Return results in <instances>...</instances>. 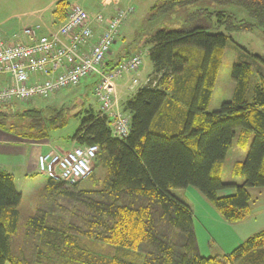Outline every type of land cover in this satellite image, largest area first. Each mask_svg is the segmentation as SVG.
<instances>
[{"label":"trees","instance_id":"obj_1","mask_svg":"<svg viewBox=\"0 0 264 264\" xmlns=\"http://www.w3.org/2000/svg\"><path fill=\"white\" fill-rule=\"evenodd\" d=\"M199 1L207 6L189 11L183 28L158 27L142 42L149 45L154 67L150 84L155 82V86H141L123 104L130 116L126 137L114 136L107 120L91 106L73 114L80 117L71 136L74 141L98 146L94 165L105 170L99 189L77 191V183L50 178L45 186V203L67 198L85 206L88 240L114 250L108 253L107 264H233L264 248L263 227L227 255H199L191 210L170 192L173 188H197L229 222L244 220L252 211L258 195L251 194L249 188L264 194L263 58L242 47L231 68V98L216 110L208 108L231 34L258 31L264 38V0H158L152 9L166 13ZM68 4L56 1L53 15L59 22ZM138 49L135 52L141 51ZM134 53L126 52L115 63L107 59L104 70L110 71ZM254 64L257 79L250 90ZM15 104L0 106V129L34 141L50 140L55 130L65 126L70 111L68 104L67 109L65 105L49 109ZM234 138L239 148L248 147L244 159L233 167V174L241 177L239 184L225 183L219 177L220 162ZM227 187L234 192L218 194ZM21 197L13 176L0 171V264H29L25 249L13 245ZM43 209L37 208L24 220L25 240H36L50 250L77 248L73 236L47 222ZM162 225L184 237L179 251L160 234ZM144 246L151 251H141Z\"/></svg>","mask_w":264,"mask_h":264},{"label":"rangeland","instance_id":"obj_2","mask_svg":"<svg viewBox=\"0 0 264 264\" xmlns=\"http://www.w3.org/2000/svg\"><path fill=\"white\" fill-rule=\"evenodd\" d=\"M55 1L0 0V21L3 19L9 20L5 29L9 32H14L8 34L13 35L16 33L20 36L23 28L28 26L34 17L45 12L41 24L46 29L57 28L60 22L53 15ZM99 2L102 7L99 9H87L85 5H82L77 0L75 4L81 5L86 11L92 10V12L96 11V13L106 15L105 7L102 5L101 0ZM157 2L158 0H125L122 3L110 4L113 8L115 7L117 9L133 8L132 13L127 16L120 28L123 31L122 36H125L127 40L125 48L133 50L137 46L140 47L144 44L142 42L145 38L150 36L158 27L168 29L183 28V19L189 11L197 7L207 6L206 2L199 1L191 6L175 8L166 13H156L152 9V6L156 5ZM68 6L65 7L64 16ZM44 7H46L45 11L43 10ZM29 14L33 18L29 19ZM119 43L120 45L122 44L121 40ZM114 45H112V48L115 49L113 47ZM242 47L246 48L247 52L251 54L261 56L264 60V38L258 31L232 33L231 39L228 41L224 51V59L213 91L212 107H217L231 95L232 88L234 87V83L231 80V68L234 61L241 54ZM145 48L147 46H141L143 57L138 71L123 75V77L127 75L135 77L138 80V84L135 85L137 88L141 87L146 81V72L151 68ZM145 65H147L146 72L142 69L146 67ZM257 71L256 64L252 65V74L249 81L250 90L256 82ZM261 71L264 73V66H262ZM96 79V74L92 73L87 78H84L80 84L65 88L46 99L34 98L30 102L16 103L15 105L20 108L30 106L37 108L48 107L49 109H58L65 105V109H67L68 106L66 104H68L70 111L69 115L66 116L65 126L55 130L49 141L51 149L60 147L67 150L78 145L71 136L79 125L80 117H75L73 114L79 109L82 110L90 106L95 110L99 108L93 95V85ZM236 134H238V130H236ZM247 149L248 147L246 149L239 148L236 144V138H234L224 160L220 162L221 171L219 172V177L221 181L225 183H241V177L233 174V167L236 162L244 159ZM104 173L105 170L102 166H95L93 164L91 177L89 176L77 183V191L99 189L100 181ZM48 181L49 178L44 174L33 176L21 182L17 180L16 188L20 191L22 197L18 207L20 212L18 222L19 230L15 237L14 247H17V244H19L25 249L24 251L27 253L26 256L29 264H107V255L109 252L113 253L114 250L105 243H90L88 240V226L85 222L87 210L85 206L67 198H58L57 201L52 203H45L43 198L46 193L45 186ZM249 190L251 194L258 195L252 211L244 220L229 222L221 216L197 188L188 186L186 188L170 189L171 194L186 203L191 210L193 232L199 255L204 257H221L227 255L250 235L264 227V194H261L257 188H249ZM233 192L234 188L227 187L220 190L218 194L226 195ZM39 207L44 208L43 210H45V214L47 215V222L57 231L60 230L62 233L73 236L72 242L76 243L77 248L60 247L56 250H50L49 248L40 246L36 240L32 241L30 238H28V241L25 240L22 234L23 222L27 217L35 214ZM159 230L160 234L164 235L169 243L176 246L175 250L179 251L184 237L179 234L177 235L167 225L160 226ZM74 237L76 238L73 239ZM141 251H151V248L144 246L141 248ZM233 264H264V248L260 251L250 252L244 255Z\"/></svg>","mask_w":264,"mask_h":264},{"label":"built area","instance_id":"obj_3","mask_svg":"<svg viewBox=\"0 0 264 264\" xmlns=\"http://www.w3.org/2000/svg\"><path fill=\"white\" fill-rule=\"evenodd\" d=\"M133 8L116 9L99 35H94L89 13L69 3L63 21L57 28L43 24L24 27L21 35L5 39L0 31V76L8 82L0 84V106L27 103L34 98L46 99L59 91L78 85L90 74H96L93 95L98 114L107 120L114 136L124 138L130 131V116L118 110L117 80L124 74L137 72L143 52L138 51L120 61L110 71L104 64L115 44L121 25ZM96 21H102L98 14ZM132 84H138L132 78ZM150 84V78L142 86ZM97 145H75L70 149H54L40 167L41 174L55 181L73 185L88 178L93 171Z\"/></svg>","mask_w":264,"mask_h":264},{"label":"crops","instance_id":"obj_4","mask_svg":"<svg viewBox=\"0 0 264 264\" xmlns=\"http://www.w3.org/2000/svg\"><path fill=\"white\" fill-rule=\"evenodd\" d=\"M66 1L69 3L70 2L76 3V0H66ZM77 1L82 3V5H85V8H87V9L102 8L100 6L99 0H77ZM123 1H125V0H101V3L105 7L107 14L106 15L102 14L103 20L99 21V22L95 20V17L101 13H96V11L92 12V10H90V11L87 10V12L89 13V15L92 18L91 27L94 31L95 36L99 35L101 33V31H102L103 27L105 26L107 20L111 17V15H113L115 9H117L115 7L113 8L110 4L111 3L118 4V3H122ZM43 10L45 11L46 7H44ZM44 14H45V12L43 14H39L37 17H34V18L31 14H29L30 15L29 19H31V18H33V19L29 22L30 24L28 26H32L34 24L42 23V17L44 16ZM8 21L9 20H7V19H3L0 21V31H1L2 35L4 36V38L9 40V39H11V34H8V33H11L14 31L9 32L5 29V26L8 24ZM122 33H123V31L120 30L119 39L115 42V45L113 46V47H115V49L112 48L110 54L108 55V60L112 61L113 63L118 62L119 59H117V58L123 57L124 55H126V52L134 53L135 51H137L138 48H140L139 46H137L133 50H129V48L128 49L125 48L127 45V44H125L127 40L125 39V36H122ZM120 40L122 42L121 45L119 43ZM148 48H149V45L147 46V48H145L146 49V56L149 58ZM138 50H142V49L140 48ZM223 59H224V56H223ZM223 59H222V62H223ZM149 62H150L151 68L147 72H146L147 65H145L146 66L145 68H142L146 72V75H147L145 80H147V78H151L153 70H154V67H153L150 59H149ZM221 65H222V63H221ZM220 68H221V66H220ZM220 68H219V71H220ZM219 71H218V74L216 77L215 85H216V82L218 80ZM132 78H135V77H132L131 75H127V76H124L117 81V94H116L117 95L116 96L117 107H115L114 110H118L122 113L128 114L127 111L125 112L123 110V104L127 100L131 99L133 97V95L136 93V91L138 90V88H140V87L137 88L136 86H134L132 84V81H131ZM8 81H9L8 78H5L4 76H0V84H4ZM215 85H214L213 91L215 89ZM152 86H155V82L153 83ZM213 91H212L211 99H210L209 106H208L209 110H216L220 106V105H218L217 107H212ZM232 92H233V90H232ZM231 96H232V93L229 97H227L223 101L229 100L231 98ZM96 102H97V100H96ZM118 103H119V105H118ZM97 104H98V102H97ZM49 141L50 140L34 141V140H30V139H24V138H20V137L16 136L12 132H9V131L4 130V129H0V171H5V172H7L13 176L15 187H16L17 180H19L21 182V181H25L28 178H31L33 176L40 175L41 174V172L39 171L40 167L47 160L49 154L54 149H57V148L51 149V146L49 145ZM58 149H63V148L59 147ZM253 189H255V188H253Z\"/></svg>","mask_w":264,"mask_h":264}]
</instances>
